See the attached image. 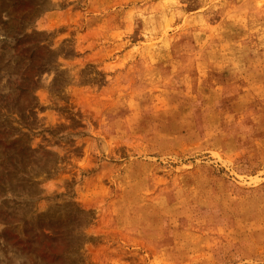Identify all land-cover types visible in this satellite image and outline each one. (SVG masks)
Instances as JSON below:
<instances>
[{"label": "rangeland", "instance_id": "rangeland-1", "mask_svg": "<svg viewBox=\"0 0 264 264\" xmlns=\"http://www.w3.org/2000/svg\"><path fill=\"white\" fill-rule=\"evenodd\" d=\"M0 264H264V0H0Z\"/></svg>", "mask_w": 264, "mask_h": 264}]
</instances>
